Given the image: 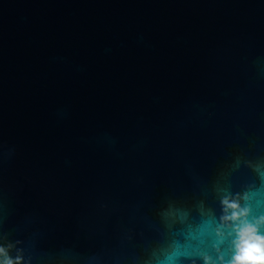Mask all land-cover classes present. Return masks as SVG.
I'll use <instances>...</instances> for the list:
<instances>
[{"label":"water","instance_id":"water-1","mask_svg":"<svg viewBox=\"0 0 264 264\" xmlns=\"http://www.w3.org/2000/svg\"><path fill=\"white\" fill-rule=\"evenodd\" d=\"M225 199L264 215V0H0L13 260L221 264Z\"/></svg>","mask_w":264,"mask_h":264},{"label":"clouds","instance_id":"clouds-1","mask_svg":"<svg viewBox=\"0 0 264 264\" xmlns=\"http://www.w3.org/2000/svg\"><path fill=\"white\" fill-rule=\"evenodd\" d=\"M226 212L230 215L224 217L225 226L234 232L232 241L234 255L221 264H264V215L252 217L251 210L241 207L238 202L228 199L223 201ZM0 264H19L13 260L5 248L0 247ZM204 264H211L210 258H204Z\"/></svg>","mask_w":264,"mask_h":264}]
</instances>
